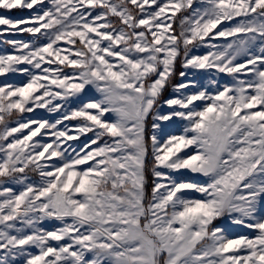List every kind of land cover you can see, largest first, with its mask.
Listing matches in <instances>:
<instances>
[{
    "label": "snow or ice",
    "instance_id": "1",
    "mask_svg": "<svg viewBox=\"0 0 264 264\" xmlns=\"http://www.w3.org/2000/svg\"><path fill=\"white\" fill-rule=\"evenodd\" d=\"M0 45V264H264V0H0Z\"/></svg>",
    "mask_w": 264,
    "mask_h": 264
},
{
    "label": "rangeland",
    "instance_id": "2",
    "mask_svg": "<svg viewBox=\"0 0 264 264\" xmlns=\"http://www.w3.org/2000/svg\"><path fill=\"white\" fill-rule=\"evenodd\" d=\"M5 14L11 15L14 18H21V17L28 16L31 13L28 12V11H13L11 13H5ZM14 38H16V39H25V40L29 39V37L26 34L23 35V36H16ZM5 50L10 51L11 49H7L5 46L0 45V51H5ZM201 51H203V49ZM194 78L198 82L204 83V84H206L208 79H209V77L207 75H205V74H196ZM23 79L24 78L21 77V76H12V77H10V80L15 81V82H20ZM179 79L180 78L177 76V78H176L177 82L179 81ZM219 79H220V83L221 84L226 83V82H230V78L226 77V76H220ZM169 92H171L170 88H169ZM30 115L32 116V118H42V117L43 118H51L43 110H38L37 112H35L33 114H30ZM169 130L172 131V132H175V133H180L182 131V124L177 122V123L171 125ZM84 142H85V138H82L81 141H79V142L73 141L71 143H73L74 145L75 144L82 145ZM183 178H189V177H187V174H184ZM191 178L195 179V177H191ZM218 224L220 226L224 227L227 230V232H228V234L230 236H238V235H242V234H247V235H251L252 234L247 229H244V228H241L239 226L230 224L228 222V220H226V219L219 221ZM46 226L50 227L51 225H46Z\"/></svg>",
    "mask_w": 264,
    "mask_h": 264
},
{
    "label": "trees",
    "instance_id": "3",
    "mask_svg": "<svg viewBox=\"0 0 264 264\" xmlns=\"http://www.w3.org/2000/svg\"><path fill=\"white\" fill-rule=\"evenodd\" d=\"M180 70V68H179V66L177 67V71H179Z\"/></svg>",
    "mask_w": 264,
    "mask_h": 264
}]
</instances>
